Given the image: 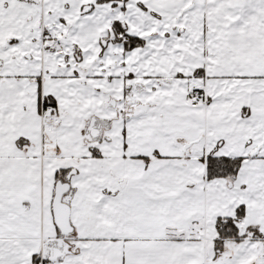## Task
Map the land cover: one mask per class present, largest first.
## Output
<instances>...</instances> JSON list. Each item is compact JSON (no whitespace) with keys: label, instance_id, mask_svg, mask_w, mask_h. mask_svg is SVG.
I'll return each instance as SVG.
<instances>
[{"label":"snow or ice","instance_id":"obj_1","mask_svg":"<svg viewBox=\"0 0 264 264\" xmlns=\"http://www.w3.org/2000/svg\"><path fill=\"white\" fill-rule=\"evenodd\" d=\"M0 264H264V0H0Z\"/></svg>","mask_w":264,"mask_h":264}]
</instances>
